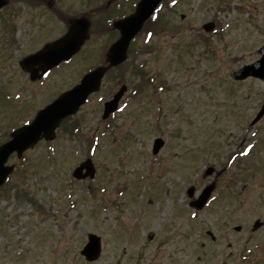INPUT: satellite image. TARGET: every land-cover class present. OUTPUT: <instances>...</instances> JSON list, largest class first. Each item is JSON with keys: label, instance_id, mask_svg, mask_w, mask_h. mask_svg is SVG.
<instances>
[{"label": "rangeland", "instance_id": "374dc122", "mask_svg": "<svg viewBox=\"0 0 264 264\" xmlns=\"http://www.w3.org/2000/svg\"><path fill=\"white\" fill-rule=\"evenodd\" d=\"M137 1L9 0L0 10V144L103 64L119 35L112 22ZM158 13L155 34L138 36L127 62L72 118L77 131L66 119L53 141L9 159L17 169L0 187V264H264L252 230L264 219V117L253 121L264 81L233 76L260 56L264 0H176ZM82 14L92 20L82 50L31 80L20 60ZM209 21L215 31L204 30ZM123 84L120 111L104 119V103ZM157 137L166 144L154 154ZM88 156L94 179H75ZM213 182L212 199L195 211L198 196L187 189ZM90 233L103 242L92 262L80 252Z\"/></svg>", "mask_w": 264, "mask_h": 264}, {"label": "water", "instance_id": "95a60500", "mask_svg": "<svg viewBox=\"0 0 264 264\" xmlns=\"http://www.w3.org/2000/svg\"><path fill=\"white\" fill-rule=\"evenodd\" d=\"M162 0H141L138 3L136 11L128 17L115 21L114 25L121 31L120 38L109 48L106 54L107 64L98 66L96 69L86 74L82 81L73 89L63 93L53 103L40 110L31 124L25 125L14 133L12 139L0 146V185L7 179L8 175L13 171V166L6 165L9 155L18 151L19 156L24 150L33 147L41 138L52 139L55 137V129L62 119L69 114L75 113L80 105L85 102L87 96L100 88L101 80L107 70L115 65L122 63L128 56V49L132 39L142 29L145 21L154 13L155 9ZM7 3V0H0V8ZM90 21L86 17L75 19L69 31L58 40L48 43L42 50L25 57L21 61V65L31 72L32 78L40 76L39 71H46L51 67L59 64L61 61L71 58L78 52L89 37ZM214 27L213 23L205 25L207 30ZM47 53L41 56V53ZM262 57L255 63L245 65L235 72L237 79L246 78L249 75L264 78V46L261 48ZM39 65L38 67H35ZM125 87H123L115 96V98L106 103L104 117H107L112 111L116 110L118 100L122 96ZM264 113V107L259 113L258 120ZM255 120V121H256ZM164 140L157 138L155 140L154 152L157 153L163 146ZM87 172L84 174L83 169ZM213 168H208L206 173H211ZM95 167L93 162L88 159L83 162L74 171V176L85 178L93 177ZM215 184H211L204 189L199 198L192 204L198 208H202L213 191ZM195 187L188 189V194L192 196ZM259 225L257 222L256 226ZM87 259L95 260L101 254V238L95 234L89 235V242L82 250Z\"/></svg>", "mask_w": 264, "mask_h": 264}, {"label": "trees", "instance_id": "16d2710c", "mask_svg": "<svg viewBox=\"0 0 264 264\" xmlns=\"http://www.w3.org/2000/svg\"><path fill=\"white\" fill-rule=\"evenodd\" d=\"M108 22H111L110 18L107 20ZM157 29V20L156 19H150L147 24L144 27V31L146 33H155V30ZM134 50V44L131 47V52ZM26 195V193H25Z\"/></svg>", "mask_w": 264, "mask_h": 264}, {"label": "snow or ice", "instance_id": "6c2138e0", "mask_svg": "<svg viewBox=\"0 0 264 264\" xmlns=\"http://www.w3.org/2000/svg\"><path fill=\"white\" fill-rule=\"evenodd\" d=\"M175 2H176V0H173V3H175ZM46 55H47L46 52L45 53H41V56H46ZM43 75L47 76V75H49V73L47 71H44ZM193 215H195V213H193Z\"/></svg>", "mask_w": 264, "mask_h": 264}]
</instances>
